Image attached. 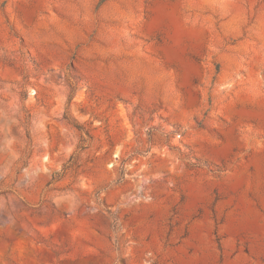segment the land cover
I'll use <instances>...</instances> for the list:
<instances>
[{
  "label": "rangeland",
  "instance_id": "374dc122",
  "mask_svg": "<svg viewBox=\"0 0 264 264\" xmlns=\"http://www.w3.org/2000/svg\"><path fill=\"white\" fill-rule=\"evenodd\" d=\"M0 264H264V0H0Z\"/></svg>",
  "mask_w": 264,
  "mask_h": 264
}]
</instances>
